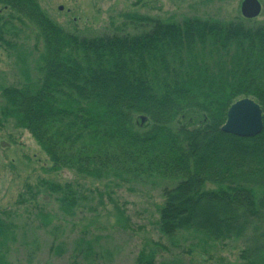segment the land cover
Here are the masks:
<instances>
[{
    "label": "rangeland",
    "instance_id": "374dc122",
    "mask_svg": "<svg viewBox=\"0 0 264 264\" xmlns=\"http://www.w3.org/2000/svg\"><path fill=\"white\" fill-rule=\"evenodd\" d=\"M242 1L0 0V218L15 224L17 236L0 245L2 263L244 264L239 240L216 238L181 223L160 228L168 198L180 209L184 205L182 189L169 196L175 186L154 174L118 179L85 173V165L70 158L79 154L69 145L52 147L55 157L50 156L43 142L8 112L3 98L7 90L29 86L41 100L39 135L52 143L74 132L76 117L99 118L104 109L96 97L76 94L54 78L47 64L54 51L59 62L80 71L118 68L139 74L140 81L154 88L169 73L170 83L187 90L185 96L196 106L214 96L207 92L211 81L223 94L243 84L235 98L255 100L250 92L264 84V68L246 71L242 64L264 50L246 39L224 44L214 38L179 37L151 42V49L140 47L155 28L177 30L192 20L222 28L235 24L243 20ZM258 1L261 12L246 20V30L264 26V0ZM109 41L118 47L98 56L94 51ZM146 120L140 115L136 122L145 128ZM74 141L69 144L94 155L102 148L87 134ZM90 240L89 251L84 243Z\"/></svg>",
    "mask_w": 264,
    "mask_h": 264
},
{
    "label": "trees",
    "instance_id": "16d2710c",
    "mask_svg": "<svg viewBox=\"0 0 264 264\" xmlns=\"http://www.w3.org/2000/svg\"><path fill=\"white\" fill-rule=\"evenodd\" d=\"M245 22L239 19L222 28L198 20L184 21L177 30L152 29L140 47L151 49V42L183 37L189 41L214 38L224 44L246 39L264 50V26L249 31ZM44 30L51 39L52 33ZM113 43L109 41L94 52L99 56L103 50L117 48ZM55 44L56 39L53 48ZM47 64L54 78L68 83L76 94L96 97L104 109L95 120L76 117L74 132L72 128L71 135L58 137L52 143L39 135L42 115L38 95L29 86L5 91L3 98L8 112L34 139L43 142L50 156L55 157L52 147L65 149L69 145L71 152L79 155H65L66 160L74 159L76 164L85 165V173L118 179L154 174L171 182L177 189L173 186L169 196L182 189L186 194L184 205L180 209L168 198L160 228L181 223L216 238L239 240L243 244L240 258L244 264H264V84L250 92L262 110V132L254 138L242 139L222 133L221 127L227 110L237 101L235 92L243 84L228 87L223 94L217 82L211 81L213 88L208 86L207 92L214 96L202 103L204 106H196L193 99L185 96L187 90L170 83L169 73L158 79L154 88L140 81L139 74L127 75L118 68L111 72L80 71L74 64L59 62L54 51ZM263 64L264 51L259 58L247 59L242 70L247 66L246 71L252 67L261 69ZM140 115L147 118L145 128L136 122ZM80 134H87L100 144L101 151L94 155L93 150H79L70 145ZM198 212H202L201 216ZM16 237L15 224L0 218V245L13 242ZM91 244L90 240L84 246L90 251Z\"/></svg>",
    "mask_w": 264,
    "mask_h": 264
},
{
    "label": "water",
    "instance_id": "95a60500",
    "mask_svg": "<svg viewBox=\"0 0 264 264\" xmlns=\"http://www.w3.org/2000/svg\"><path fill=\"white\" fill-rule=\"evenodd\" d=\"M59 10H62V7ZM260 12L261 5L258 0H243L240 4V14L245 20L257 18ZM140 120L144 122V118H140ZM262 129L263 121L260 106L254 100L244 98L237 100L229 107L221 132L246 139L260 135Z\"/></svg>",
    "mask_w": 264,
    "mask_h": 264
},
{
    "label": "flooded vegetation",
    "instance_id": "af4514ba",
    "mask_svg": "<svg viewBox=\"0 0 264 264\" xmlns=\"http://www.w3.org/2000/svg\"><path fill=\"white\" fill-rule=\"evenodd\" d=\"M59 8H60V7H59ZM59 8H58V9H59Z\"/></svg>",
    "mask_w": 264,
    "mask_h": 264
}]
</instances>
